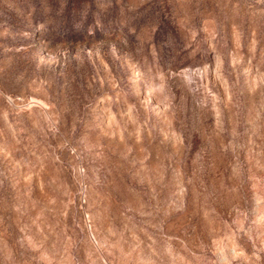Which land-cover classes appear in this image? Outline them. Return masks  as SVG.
Wrapping results in <instances>:
<instances>
[{
    "label": "rangeland",
    "instance_id": "374dc122",
    "mask_svg": "<svg viewBox=\"0 0 264 264\" xmlns=\"http://www.w3.org/2000/svg\"><path fill=\"white\" fill-rule=\"evenodd\" d=\"M0 264H264V0H0Z\"/></svg>",
    "mask_w": 264,
    "mask_h": 264
}]
</instances>
